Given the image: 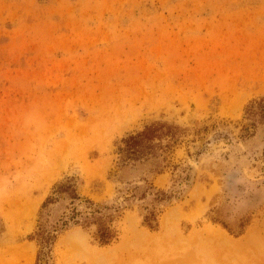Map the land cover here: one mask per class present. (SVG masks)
<instances>
[{"label": "rangeland", "instance_id": "obj_1", "mask_svg": "<svg viewBox=\"0 0 264 264\" xmlns=\"http://www.w3.org/2000/svg\"><path fill=\"white\" fill-rule=\"evenodd\" d=\"M261 97L264 0H0V264L36 263L27 237L60 183L116 238L99 246L95 226L69 224L48 264H90L163 218L182 241L262 230L264 125L243 136ZM151 125L176 134L121 167L122 139ZM57 200L49 224L71 207Z\"/></svg>", "mask_w": 264, "mask_h": 264}, {"label": "bare ground", "instance_id": "obj_2", "mask_svg": "<svg viewBox=\"0 0 264 264\" xmlns=\"http://www.w3.org/2000/svg\"><path fill=\"white\" fill-rule=\"evenodd\" d=\"M167 221L163 218L162 231L156 235L138 232L114 247L91 251L90 264H142L148 260L154 264H218L219 257H224L226 264H264V228L239 239L216 229L205 238L194 234L182 241L178 235L171 237L175 233L166 227ZM73 237L81 238L78 234Z\"/></svg>", "mask_w": 264, "mask_h": 264}, {"label": "trees", "instance_id": "obj_3", "mask_svg": "<svg viewBox=\"0 0 264 264\" xmlns=\"http://www.w3.org/2000/svg\"><path fill=\"white\" fill-rule=\"evenodd\" d=\"M245 119L247 125L243 132L245 137L252 135L257 128V125H264V97L258 100H253L245 109ZM252 130V131H251ZM176 132L171 127H164L162 125H151L145 127L144 130L133 135H129L122 139V146L118 148V154L121 167L126 166L130 161H138L146 159L153 154V149L160 145H155L154 140L160 139V137H173ZM166 147V146H165ZM159 173V170L155 171ZM58 195L56 198L53 195ZM66 194L70 199V206L75 200H78L76 190L70 183H60L53 187L51 195L47 196L40 206L38 215V225L33 235L27 237L28 241L35 240L38 246V252L36 255V263L48 264L50 258L51 249L56 240L57 235L66 229L69 224L74 226H81L87 228L95 226L94 239L99 246H107L116 238L114 231L108 225L111 220L110 215H105L99 209H93L92 202L86 201L89 211L84 213L77 212L76 208L71 206L67 208L68 213H64L54 223L49 224L48 213L43 214L50 204L56 203L59 195ZM164 196V193H160ZM156 200L161 201V197L156 196ZM46 217V218H45ZM142 226L150 231L157 230L156 213L154 210H148L143 216ZM230 233V232H229ZM239 233V232H238ZM238 233L236 235H238Z\"/></svg>", "mask_w": 264, "mask_h": 264}]
</instances>
